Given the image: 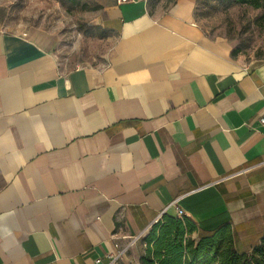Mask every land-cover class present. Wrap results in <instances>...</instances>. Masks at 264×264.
Here are the masks:
<instances>
[{
    "label": "crops",
    "instance_id": "1",
    "mask_svg": "<svg viewBox=\"0 0 264 264\" xmlns=\"http://www.w3.org/2000/svg\"><path fill=\"white\" fill-rule=\"evenodd\" d=\"M194 8L111 0L95 65L0 23V264H140L159 233L170 259L177 220L194 242L227 228L238 253L259 244L264 60L233 58Z\"/></svg>",
    "mask_w": 264,
    "mask_h": 264
},
{
    "label": "rangeland",
    "instance_id": "2",
    "mask_svg": "<svg viewBox=\"0 0 264 264\" xmlns=\"http://www.w3.org/2000/svg\"><path fill=\"white\" fill-rule=\"evenodd\" d=\"M111 0H0V23L9 31L41 28L60 38L58 56L69 66L98 64L115 43L103 25ZM174 0H147L150 11L161 12ZM160 9V10H159ZM194 18L210 39L231 48L245 64L264 60L263 11L234 0H195Z\"/></svg>",
    "mask_w": 264,
    "mask_h": 264
},
{
    "label": "trees",
    "instance_id": "3",
    "mask_svg": "<svg viewBox=\"0 0 264 264\" xmlns=\"http://www.w3.org/2000/svg\"><path fill=\"white\" fill-rule=\"evenodd\" d=\"M234 2L260 9L264 16V0H234ZM192 231V227L185 229L181 221H173L170 224V249L164 247L170 259L161 255L160 250L163 248L160 244L165 240V234L159 233L152 249L149 247L151 236L144 240L147 248L140 264H264V234L259 244L249 252L238 253L233 246V236L227 228H220L201 236L197 242L189 237ZM154 232L153 228L152 236Z\"/></svg>",
    "mask_w": 264,
    "mask_h": 264
},
{
    "label": "built area",
    "instance_id": "4",
    "mask_svg": "<svg viewBox=\"0 0 264 264\" xmlns=\"http://www.w3.org/2000/svg\"><path fill=\"white\" fill-rule=\"evenodd\" d=\"M132 1H134V0H117V4H124V3H129V2H132ZM259 123H260V125H261L262 127H264V117H261V118L259 119ZM99 262H100V260H97V261H96V263H99ZM114 262H115L114 258H111V259L109 260V263H108V264H114Z\"/></svg>",
    "mask_w": 264,
    "mask_h": 264
}]
</instances>
